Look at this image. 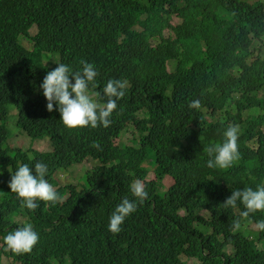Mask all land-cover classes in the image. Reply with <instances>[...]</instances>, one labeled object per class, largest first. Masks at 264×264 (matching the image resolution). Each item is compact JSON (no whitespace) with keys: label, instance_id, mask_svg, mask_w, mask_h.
Returning a JSON list of instances; mask_svg holds the SVG:
<instances>
[{"label":"trees","instance_id":"1","mask_svg":"<svg viewBox=\"0 0 264 264\" xmlns=\"http://www.w3.org/2000/svg\"><path fill=\"white\" fill-rule=\"evenodd\" d=\"M81 61L98 72L90 94L127 81L110 127L69 129L46 109L47 72ZM196 99L201 108H189ZM10 121L50 149L12 147ZM130 124L136 144L117 143ZM230 124L240 129V159L208 168L206 149ZM263 126L264 0H0V254L24 264H264V231H234L244 206H223L232 190L264 185ZM147 158L156 176L145 182L148 198L113 234L109 218L135 199L130 185L145 177ZM86 159L96 163L85 185L58 187L61 199L35 212L8 187L23 164L65 171ZM262 219L258 211L247 220ZM29 223L39 242L15 256L3 238Z\"/></svg>","mask_w":264,"mask_h":264},{"label":"clouds","instance_id":"2","mask_svg":"<svg viewBox=\"0 0 264 264\" xmlns=\"http://www.w3.org/2000/svg\"><path fill=\"white\" fill-rule=\"evenodd\" d=\"M35 31L37 30L35 29ZM81 64L82 67L80 69L73 70L69 65L59 63L56 64L53 70L47 72L40 85L43 96L47 101L46 109L48 112L57 110L60 114V120L69 129L89 126L92 128L98 126L104 128L110 127L112 113L117 109V101L125 95L127 81L109 79L102 93L92 92L90 94V89L97 87L95 78L98 72L92 63L81 61ZM95 96L101 99L106 98V102L99 103ZM188 106L189 108L200 109L201 102L199 99H196L191 101ZM239 132L238 125L230 124L224 132V141L219 144H213L206 149L209 157L207 160L208 168L228 169L233 166L235 161L240 159L238 144ZM91 147L102 151V146L98 141H94ZM148 160L151 159L147 158L143 163L146 169ZM152 165L153 178L146 180L148 174L147 169L143 179H135L130 185L131 193L135 199L129 200L124 198L115 207L109 218V232L113 234L120 233L122 230L121 226L124 224L126 218L133 214L138 206L142 205L148 198V192L145 190V182L156 178L154 171L155 164L153 161ZM57 172L51 170L42 162L35 163L34 169L29 167L28 164H23L11 175L8 187L12 193H15L21 199L24 207L35 212L39 207L38 202L40 204H46V202L56 204L61 199L56 190L60 185L55 184ZM168 177L173 182V178L170 175ZM75 185L79 186L77 184ZM161 189L164 190L163 185ZM66 194L67 192L64 193L62 199L66 197ZM238 202L244 206L245 210L240 213V217L244 219H248L250 214L258 211L264 212V185H258L255 190L251 187L232 190L231 195L223 202V206L225 208H236ZM179 212L182 213L183 211L180 210ZM240 227V219H234L233 230H239ZM255 227L257 231H264V219L255 223ZM250 237L254 236L251 235ZM3 242L6 248L14 253L15 256H22L33 250L39 242V234L29 223L8 233L4 236ZM11 257L15 263L24 264V260H18L13 256Z\"/></svg>","mask_w":264,"mask_h":264},{"label":"rangeland","instance_id":"3","mask_svg":"<svg viewBox=\"0 0 264 264\" xmlns=\"http://www.w3.org/2000/svg\"><path fill=\"white\" fill-rule=\"evenodd\" d=\"M176 22H177V18L173 17L171 23L175 24ZM35 29H36L35 25H32L29 31L33 34L35 32ZM165 33H167V30L165 31ZM168 68H170L169 65ZM12 114H14V112H12ZM11 120H13V118H11ZM8 126L10 127L11 134H13V137L10 140V145L12 147H21L24 149L33 148L39 151H47L50 149L49 141L47 138L33 139L25 134H22L19 132V130L16 127H14L13 121H10L8 123ZM136 138H137V132L133 129L132 125L130 124L129 128L119 138L116 139V142L120 143L121 145L136 144V140H135ZM95 163H96L95 161L86 159L85 161L79 164L69 167L65 171L59 170L55 177V184L60 185L62 187H65L68 184H77L79 186L85 185L82 184L85 181L83 180L85 177V171L90 167L94 166ZM146 165L148 169L146 180H149L154 177L152 161L148 160ZM171 183H172V179L166 176L163 179V188L165 189ZM240 230L249 236L252 235L255 237L257 235V229L255 227V223L251 220H247V219L244 220L241 223ZM257 244L259 247L262 246V242H257ZM186 262L187 264H200L198 259L194 257L186 258ZM0 264H18V263H15L14 259L7 253H1Z\"/></svg>","mask_w":264,"mask_h":264}]
</instances>
